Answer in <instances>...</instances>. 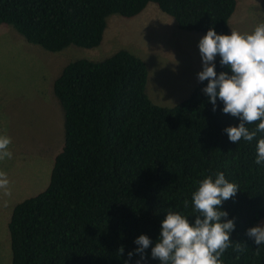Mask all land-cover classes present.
<instances>
[{
  "label": "trees",
  "instance_id": "1",
  "mask_svg": "<svg viewBox=\"0 0 264 264\" xmlns=\"http://www.w3.org/2000/svg\"><path fill=\"white\" fill-rule=\"evenodd\" d=\"M150 2L179 29L205 33L212 27L225 34L237 4L0 0V23L46 50L89 48L101 43L110 13L134 17ZM221 70L226 69L216 63L215 71ZM146 80L145 62L125 48L101 60L74 59L59 71L52 91L63 110V141L46 187L11 210L10 264H124L134 237L156 238L164 210L191 220L195 182L217 171L239 188L220 205L235 224L229 237L233 243L220 259L223 264H264V245L257 251L245 235L264 219V166L254 163L255 138L235 144L228 140L222 129L237 120L220 111L219 100L212 111L201 92L206 81H198L175 105L162 106L146 94ZM237 242L239 252L234 251Z\"/></svg>",
  "mask_w": 264,
  "mask_h": 264
},
{
  "label": "rangeland",
  "instance_id": "2",
  "mask_svg": "<svg viewBox=\"0 0 264 264\" xmlns=\"http://www.w3.org/2000/svg\"><path fill=\"white\" fill-rule=\"evenodd\" d=\"M151 17H165L159 25ZM264 20V0H237L229 29L249 31ZM161 27V30H160ZM204 33L179 29L152 2L134 17L110 13L101 43L58 51L29 43L13 26L0 23V133L11 137V159L0 161L8 190H0V264H10L7 223L16 203L42 191L63 141V110L52 84L77 58L101 60L125 48L146 64L145 92L152 102L172 106L188 96L201 68L197 41ZM264 219H259L255 225Z\"/></svg>",
  "mask_w": 264,
  "mask_h": 264
},
{
  "label": "clouds",
  "instance_id": "3",
  "mask_svg": "<svg viewBox=\"0 0 264 264\" xmlns=\"http://www.w3.org/2000/svg\"><path fill=\"white\" fill-rule=\"evenodd\" d=\"M197 49L201 68L196 79L206 81L201 92L212 111H216L219 100L220 111L237 120L222 132L234 144L255 138L254 163L264 166V20L244 32L217 33L209 27L199 37ZM216 63L226 70L215 71ZM253 122L254 128L247 127ZM10 144L11 137L0 133V161L12 158ZM9 183L7 173L0 170V190L7 191ZM195 183L190 194L192 219L171 208L164 210L156 238L143 233L134 237L135 247L126 253L124 264H148L149 260L157 264H223L220 257L233 243L229 237L235 224L220 205L236 194L238 185L222 171L204 175ZM184 207H189L187 199ZM245 235L259 251L264 245V221L248 227ZM145 250H149L147 255ZM241 250L237 242L234 251ZM119 251L123 253V246Z\"/></svg>",
  "mask_w": 264,
  "mask_h": 264
},
{
  "label": "crops",
  "instance_id": "4",
  "mask_svg": "<svg viewBox=\"0 0 264 264\" xmlns=\"http://www.w3.org/2000/svg\"><path fill=\"white\" fill-rule=\"evenodd\" d=\"M162 18H165V17H151L150 19L153 20L156 23V25H159V20ZM105 29H106V27H105ZM160 30H161V27H160ZM104 32H105V30H104Z\"/></svg>",
  "mask_w": 264,
  "mask_h": 264
}]
</instances>
